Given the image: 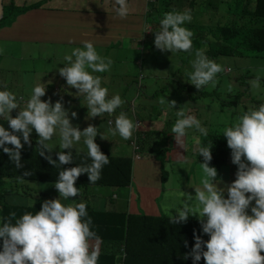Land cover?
<instances>
[{
	"label": "clouds",
	"instance_id": "clouds-1",
	"mask_svg": "<svg viewBox=\"0 0 264 264\" xmlns=\"http://www.w3.org/2000/svg\"><path fill=\"white\" fill-rule=\"evenodd\" d=\"M114 2L116 14L120 18H126L130 12L128 0ZM191 19V12L187 9L182 13H164L160 20V30L154 33L155 47L161 52L191 53L193 32L182 27ZM146 47L147 45L144 49ZM64 61V66L58 69L59 75L66 80L69 87L77 90V96L84 97L87 117L104 115L112 134L118 133L130 143L133 132L139 129L140 124L133 122L123 111L114 119L113 113L125 101L118 94L109 98L108 89L102 87V78L92 74L110 71L112 60L99 55L93 43L84 41L83 47L73 48L70 54L64 56ZM191 67L192 71L186 74L189 83L197 89L207 85L215 87L217 74L224 71L202 49L195 51ZM141 80L140 75L135 83L138 93L141 91ZM249 84L254 92L262 91L259 75L249 81ZM45 93L46 86L41 82L33 87L27 100L22 97L18 100L9 90H0V118L6 120L8 126H0V148L17 169L23 168V144L20 135L16 133L22 135L24 144L31 146L30 134L34 129L39 137L36 141L39 156L52 166H56L57 161L60 165H66L73 161L71 152L75 151L71 149L74 142H80L84 137L83 143L88 149L87 155L91 164L60 171L58 179L53 182L59 198L43 201L40 210L35 214L25 212L16 218V213L13 212L4 218L0 226V264H98L101 240L91 229L92 220L88 217L86 203L64 205L60 197L68 200L79 196L80 188L74 186L78 177L87 174L89 183H95L100 179L101 170L109 163V159L94 142L98 135L97 127L89 124L83 131L78 126L74 127L61 102L62 97L53 104L50 100H41ZM159 103H166L170 109L176 105L174 100L167 101L163 97ZM16 109L18 112L13 117L11 112ZM175 114L177 119L171 133L180 148L185 150L188 129H195L201 136H208L207 128L202 126L196 116L186 114L183 108ZM71 115L76 117L75 112ZM142 134L144 133L138 134V139ZM222 134L231 150V162L237 165L235 180L226 188L217 186L221 183L217 180V170L209 166L212 145L199 146L201 142L197 140L198 155L203 157V162L200 163L203 178L199 186H193L194 196L183 193L184 198L175 209V216L171 211H166L173 225L186 222L190 215L197 217L202 232L209 237L206 241L202 240L194 231L195 243L185 257L191 256L193 264L201 258L205 264H264V255L261 254L264 253V104L250 106L242 111ZM57 135L59 149L69 152L59 151L56 153L57 159L53 160L51 155L45 153H51L56 147L49 142ZM101 138L104 139L102 136ZM138 153L139 159L146 156L140 150ZM133 158L136 159L134 154ZM176 162H185V156L177 153ZM29 175L28 171L23 172L17 177L18 182H24L23 177ZM225 191L227 198L224 196ZM253 201L254 206L251 207L249 215L247 210ZM185 246L187 247V242Z\"/></svg>",
	"mask_w": 264,
	"mask_h": 264
},
{
	"label": "crops",
	"instance_id": "crops-1",
	"mask_svg": "<svg viewBox=\"0 0 264 264\" xmlns=\"http://www.w3.org/2000/svg\"><path fill=\"white\" fill-rule=\"evenodd\" d=\"M17 6H25V3H20L25 0H15ZM36 1V0H35ZM41 7L34 13L24 16L19 15L14 23L7 28L0 31V72H7L10 75H20L22 77H30L38 71L44 75L45 80L51 77L50 83L46 85L45 96L41 97L42 101H47V96H58L55 101L61 100V96H65V100H61L64 108L68 111V118L74 127H79L81 131L89 124L97 127L98 135L94 138V142L99 146L100 151H106L111 156L128 158L132 165V183L123 189L90 188L87 193H84L82 187L80 188V195L64 200L61 203L64 205L70 203H80L88 201L89 205L95 212L101 213L105 210H112L117 214L127 212L129 215L143 214L148 217H165L170 218L168 211L175 216V209L181 205L184 197L183 193L188 195H195L193 186H199L203 176L198 180L190 177V185H188L189 173L187 172V165L190 158H186L185 151L180 148L175 140L169 141L171 128L165 123L166 115L171 111H176L179 108H186L187 104L184 101H178L181 96H157L158 107L154 108L152 104H146L140 107V112L133 111L132 105L137 106V103L146 98L129 97L128 99L121 97L125 103L118 108L114 113V119L121 111L125 112L133 122L140 124L137 130L140 133H164L165 128L167 137L168 156L170 178L162 181V172L159 160L153 153H147L141 159H134L132 147L128 141L122 139L119 134L113 135L105 122V116L102 117H87L86 102L79 101L75 93L70 94L69 86L66 80L59 75L58 69L63 67L66 63L64 56L71 53V50L76 47H83L84 41L93 43L96 51L102 57L110 58L112 60L111 68L114 63L120 59L119 54L125 51L127 45L126 40L129 38L130 49L137 50L139 47L142 50L139 56L135 59L137 69L149 70L153 69L158 61H165V58L172 56L168 51L161 52L158 50L154 42L151 44L152 49H144V34H150L151 29H155L151 20L147 17L152 10L159 8L160 0H128L130 12L126 18H120L114 8V0H37ZM166 2L167 0H162ZM207 0H169L167 6L170 8L167 12H184L186 9L190 10L192 19L190 22H185L182 27H185L193 32L192 43L205 39L204 26L208 22L207 11L205 3ZM214 2L215 0H209ZM228 0H219V12H224L227 9ZM30 2V0H29ZM208 14L214 17L216 21V12L211 10ZM147 19V23L145 21ZM147 31V33H145ZM181 54H186L188 57L189 69L185 72L180 84L174 86L171 90L166 87L170 93L181 90L184 81H189L186 73L192 71L191 62L195 59V53H188L177 51ZM218 59L214 60L217 62ZM168 65H165L164 70L167 71ZM111 70V69H110ZM89 71H91L89 69ZM225 73L231 71L229 66L224 68ZM110 73H92L99 75L102 78V87L108 89V96L111 98L117 93L110 90L106 83V77ZM221 73H218V78ZM158 78V76H155ZM162 78H166V74ZM175 82V76L172 77ZM8 85V82H5ZM170 85V83H166ZM34 84L33 86H35ZM142 86L140 95H143L147 86ZM53 89L51 90V88ZM1 89V88H0ZM3 90L12 89L10 87H2ZM33 89V88H32ZM32 93V92H31ZM30 93V96H31ZM119 95V94H118ZM175 101L176 105L170 109L168 105L160 104L161 98ZM191 101V99H189ZM189 101V102H190ZM75 112L76 117H72L71 113ZM16 113L11 112V115ZM105 127L106 132H101V128ZM36 135L33 129L30 136ZM104 137V139L101 138ZM110 137V138H109ZM84 137L80 142H74L71 150L76 152L82 151L80 154H87L88 149L83 143ZM197 140L201 142V136L194 133L192 129L187 130L185 144L188 142L195 145L197 149ZM52 144L56 145L54 149H59V137L54 136ZM64 150V149H63ZM177 153L185 156V162L177 163ZM77 154V153H76ZM145 154V153H144ZM40 190L44 189L49 192V196L53 199L59 198L58 191L54 188L53 182L42 181ZM174 184L180 190L179 196L174 195V198L180 204L175 206L171 202L172 193L169 192L162 196V183ZM172 186H169L171 188ZM173 188V187H172ZM82 194V197H81ZM227 198V192L224 193ZM75 199V200H73ZM194 205V202H193ZM247 210L251 214V207ZM188 219L198 220L195 216H189ZM100 254H111L110 247L104 243H100ZM117 264H122L121 262Z\"/></svg>",
	"mask_w": 264,
	"mask_h": 264
},
{
	"label": "trees",
	"instance_id": "trees-1",
	"mask_svg": "<svg viewBox=\"0 0 264 264\" xmlns=\"http://www.w3.org/2000/svg\"><path fill=\"white\" fill-rule=\"evenodd\" d=\"M6 1L3 0V18L0 21V31L10 27L19 15L27 11L25 7L15 6L14 0ZM218 2L219 0H215L213 3L207 0L204 4L208 18V22L204 26L207 35H205V39L192 43L191 53L202 49L207 57L213 61L218 59L220 55L246 57L245 54L250 51L255 56L263 54L264 0H228L227 9L224 12H219ZM211 10L216 12L215 22L214 17L208 14ZM165 12L160 16L157 27L153 29V32L145 35L144 46L147 45L149 48V45L154 42V33L160 30V20ZM145 21L147 23L146 18ZM183 88L170 93V95L182 96ZM216 88L218 89L219 86ZM200 93L203 95V92ZM235 96L232 103L235 106H241L243 111H246L248 106H245V97L249 96L247 90L239 91ZM194 98L191 97V101L195 100ZM225 105L226 103L221 101L222 110L226 107ZM16 114L17 112L12 116L15 117ZM201 124L208 130L209 124L207 122ZM231 125L212 133L208 130L207 137L201 136L195 129H192L194 133L202 137L199 146L212 145L210 149L212 159L209 162V166L217 170V180L221 181L219 184H222L221 187L225 188L235 180L237 171V166L235 165L230 170L227 169L230 167L231 150L228 148L226 138L222 134L223 130ZM0 126L7 128V121L0 118ZM16 134L20 135L21 143L23 144L21 163L24 167L17 169L15 164L9 160L7 154L3 152V149L0 148V226H2L4 218L8 217L10 213L15 212L16 218H19L25 212L35 214L36 211L40 210L43 201L53 199L49 196V192L44 189L40 191L36 189L31 195H20L14 192L17 188L26 183L55 182L58 179L59 172L63 169L91 164V159L87 154L71 152L73 155L71 164L60 165L59 161H57L56 166H52L46 159L39 156L36 151V141L39 138L37 134L30 136L31 146L24 144L21 134ZM151 134L155 136H151ZM159 138V134L149 132L140 135L138 139L139 150L142 151L144 145L148 143H152L153 147L156 148L158 143L155 140ZM164 138L167 139L166 136L162 139ZM49 143H52V141ZM7 146L12 147L11 145ZM61 151L69 152L67 150ZM57 152L59 151L53 148L51 153L46 152L45 154L51 155L52 159L56 160ZM101 152L108 157L109 163L103 166L100 179L95 183H89L87 174H81L75 182L74 186L82 187L84 193H87L90 188L114 191L126 188L132 183L131 161L128 158L111 156L105 151ZM155 156L159 160L162 170L164 161H167L165 150L157 152ZM198 161L202 163L203 157L199 156ZM25 171H28L30 175L23 177L24 182H18L17 177L21 176ZM230 171L233 176L228 179L227 176ZM162 181H164L163 173ZM61 199L60 201H62ZM80 202H85L87 205V214L92 220L91 229L97 233L101 242L106 243L111 249V254H100L98 264H117L119 262L122 264H193L191 256L185 257L190 253L195 243L194 231L202 240L206 241L209 238L207 234L202 232L198 220L187 219L184 223L173 225L170 223V218L161 216L148 217L143 214L131 216L127 212L117 214L110 209L98 213L94 211L88 201L80 200ZM185 242H187V247ZM0 244H2V241H0ZM261 254L264 255V253ZM196 264H205V262L201 258Z\"/></svg>",
	"mask_w": 264,
	"mask_h": 264
},
{
	"label": "rangeland",
	"instance_id": "rangeland-1",
	"mask_svg": "<svg viewBox=\"0 0 264 264\" xmlns=\"http://www.w3.org/2000/svg\"><path fill=\"white\" fill-rule=\"evenodd\" d=\"M6 1V0H4ZM9 2L11 0H8ZM159 8L157 10H152L148 13L147 17L151 20L154 25V28L157 27L158 20L163 12L169 10L170 8L167 6L166 2L160 0ZM6 3H8L6 1ZM20 3H25L26 5L21 6L27 8V11L24 12L25 15L34 13L37 11L41 4L36 0H25ZM14 5L17 6L16 1L14 0ZM19 7V6H17ZM22 13V16H24ZM207 35V33H205ZM127 45L125 47V51H122L119 56L120 59L114 63V66L111 68L110 73L106 77V83L109 86L110 90L114 93L119 94L120 96L128 99L129 97L136 98L135 96H139V98L143 97L146 100L140 101L137 103V106L134 107L132 105L133 111L139 113L140 107L146 104H152L154 108L158 107L157 104V96H171L170 92L166 90V87L171 90L174 86L180 84L182 82L183 75L189 69L188 57L186 54H181L179 52H169L172 56H168L165 58V61H158L153 69L149 70H140L137 69V65L135 64L136 57L139 56V52L142 48H138L137 50L130 49L129 38L126 40ZM246 57H236L229 55H220L217 62L223 68L229 66L231 68V72L225 73V71L221 72V75L218 77L217 83L215 87L211 85H207L202 87L201 89L195 88L194 85L189 83V81H184L182 96L178 99V101H184L187 104L186 108H183L186 114L194 115L197 119L203 122H207L209 124L208 130L210 133L216 132L217 130H222L225 126L231 125L235 122L236 118L243 111L241 106H235L232 102L233 97L239 91H245L249 93V96L245 97L246 103L245 106H259L260 104H264V53L257 54L256 56L252 51L247 52ZM165 65H168L169 68L167 71L164 70ZM166 74V78H162L163 75ZM142 76L141 84L143 86H147V89L143 95H140L141 91L138 93L135 83L139 76ZM257 75L260 76V86L262 91L254 92L249 84V81L255 79ZM158 76V78H155ZM173 76H175V82H173ZM51 77L45 80L44 75L40 71L30 77H22L20 75H10L7 72H0V90H3L2 87H10L11 92L14 93L19 100L21 97L24 100L30 98V93L32 92V88L34 84L41 82L45 86L50 83ZM8 82V85L5 84ZM166 83H170L167 85ZM244 84V85H243ZM219 86L217 89L216 87ZM70 90V94L75 93L77 90L71 87H68ZM53 87L51 88V90ZM142 90V86L140 88ZM200 92H203L201 95ZM48 100L51 103L57 99L58 96H47ZM63 100H65V96H61ZM81 102H86L83 96H77ZM191 97H195L193 101L189 99ZM47 100V101H48ZM169 101V99H166ZM190 101V102H189ZM221 101L226 103V107L221 109ZM258 103V104H256ZM182 108V107H181ZM180 109V108H179ZM178 109V110H179ZM18 112V109L13 110ZM177 111V110H176ZM176 111H171L168 115H166L165 123L172 128L175 123L177 116L175 114ZM166 128L164 133H155L159 134V139L155 141L158 143L157 147L154 148L152 143L145 144L141 153H157L159 151L165 150V157L168 156L167 140H163L162 138L166 134ZM106 128H101V132H106ZM151 136H155L151 134ZM110 138V137H109ZM174 140L173 135L169 136V141ZM202 140V137H201ZM184 150V149H183ZM185 156L186 158H190V162L187 165V172L189 173L188 185H190V177H194V180H198L201 177L200 171V162L198 161V150L195 148V145H191L188 142L185 144ZM82 151L76 152L80 154ZM235 165L232 162H229V166L227 169ZM237 166V165H235ZM164 175V180L170 178L169 172V162L164 161V168L161 170ZM233 174L231 171L228 173L227 178L231 179ZM161 193L162 196H165L167 193L171 192V202L175 204V206L180 204V200L174 198V195L177 194L179 196L180 190L174 188L175 185L162 183ZM169 186H172L168 189ZM218 187H221L222 184H218ZM40 184L36 183H26L21 187L17 188L16 193L28 194L31 195L37 189L40 191ZM32 202V201H30ZM173 214V213H172Z\"/></svg>",
	"mask_w": 264,
	"mask_h": 264
},
{
	"label": "built area",
	"instance_id": "built-area-1",
	"mask_svg": "<svg viewBox=\"0 0 264 264\" xmlns=\"http://www.w3.org/2000/svg\"><path fill=\"white\" fill-rule=\"evenodd\" d=\"M137 122V121H136ZM137 139H138V132H137V130H135L134 132H133V137H132V139H131V141H130V145H131V147H132V149H133V154H134V157L136 158V159H139L140 158V154L138 153V149H139V147H138V143H137Z\"/></svg>",
	"mask_w": 264,
	"mask_h": 264
},
{
	"label": "water",
	"instance_id": "water-1",
	"mask_svg": "<svg viewBox=\"0 0 264 264\" xmlns=\"http://www.w3.org/2000/svg\"><path fill=\"white\" fill-rule=\"evenodd\" d=\"M3 18V0H0V21Z\"/></svg>",
	"mask_w": 264,
	"mask_h": 264
},
{
	"label": "flooded vegetation",
	"instance_id": "flooded-vegetation-1",
	"mask_svg": "<svg viewBox=\"0 0 264 264\" xmlns=\"http://www.w3.org/2000/svg\"><path fill=\"white\" fill-rule=\"evenodd\" d=\"M148 47H146L145 49H147ZM149 49L151 50L152 49V46L151 45H149Z\"/></svg>",
	"mask_w": 264,
	"mask_h": 264
}]
</instances>
